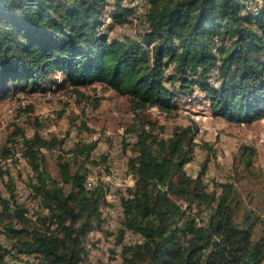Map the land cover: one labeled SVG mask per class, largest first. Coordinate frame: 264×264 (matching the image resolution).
Masks as SVG:
<instances>
[{
  "label": "trees",
  "instance_id": "16d2710c",
  "mask_svg": "<svg viewBox=\"0 0 264 264\" xmlns=\"http://www.w3.org/2000/svg\"><path fill=\"white\" fill-rule=\"evenodd\" d=\"M105 2L0 0V100L20 90L45 91L57 82L73 88L99 83L128 95L134 110H171L198 88L215 116L236 123L264 116V0H149V30L123 39L98 32ZM117 5L116 18H126L130 11L121 1ZM137 135L139 153L129 160L137 180L123 200L118 234L122 243L124 231L133 230L143 241L123 244L124 264H264V236L253 241V225L235 223L232 183L222 184L218 194L208 191L206 163L196 177L187 174L196 147L193 128L159 137L145 127ZM56 144L38 132L25 138L37 178L29 183L40 201L36 213L27 207L12 212L4 201L3 213L24 222L19 230L3 226L15 233L9 236L20 235L13 245L27 255L25 264H86L85 239L104 227V186L84 187L96 143L76 144L73 153L84 163L73 171L70 160L59 161L60 179L43 167L42 150ZM255 152L241 146L247 166ZM194 204L211 210L202 225Z\"/></svg>",
  "mask_w": 264,
  "mask_h": 264
},
{
  "label": "rangeland",
  "instance_id": "374dc122",
  "mask_svg": "<svg viewBox=\"0 0 264 264\" xmlns=\"http://www.w3.org/2000/svg\"><path fill=\"white\" fill-rule=\"evenodd\" d=\"M197 95L200 97L191 103L185 102L187 95L182 97L179 108L154 112L150 107L134 110L128 95L99 83L73 88L68 83L57 82L45 91L20 90L0 100V155L7 156L12 150L10 144L21 136L25 140L38 132L46 139H56L54 148L42 150L43 167L52 178L60 179L59 161L70 160L73 171L84 163L83 157L73 153L76 144L96 143L90 159L94 162L87 161V167L110 165L112 160L122 163L135 154L134 144L128 146L126 142H119L122 132L137 135L146 127L159 137H168L176 129L190 126L200 143L195 147L192 161L186 165L187 174L196 177L206 163L203 180L208 191L217 194L220 185L232 183L235 223L240 227L253 225L252 239L258 241L264 236V116L252 123L231 122L214 114L205 117L209 101L200 89ZM19 99L26 100L25 106H17ZM9 108L12 111L5 113ZM212 127H217L220 133L213 132ZM245 144L256 149L250 166L240 157V148ZM110 154L113 156L109 157ZM3 177L0 167V183ZM5 184L11 189V181L6 180ZM65 188L69 189V185ZM10 195L13 200V190ZM4 198L1 201L7 200ZM177 202L186 206L182 200ZM215 203L216 200L212 205ZM10 207L12 212H23L21 208ZM196 207L201 215H210L211 210L205 204ZM3 212L0 213L3 214L0 216L2 225L10 223L18 230L24 227L19 215ZM4 230L14 244L20 235L9 236L15 233L5 226ZM111 236L112 232L103 226L89 232L85 239L86 264H124L121 237L119 234ZM21 237L25 235L22 233ZM0 254L4 264H8L7 253Z\"/></svg>",
  "mask_w": 264,
  "mask_h": 264
},
{
  "label": "built area",
  "instance_id": "2783aa9c",
  "mask_svg": "<svg viewBox=\"0 0 264 264\" xmlns=\"http://www.w3.org/2000/svg\"><path fill=\"white\" fill-rule=\"evenodd\" d=\"M121 1L122 6L128 9L130 12L126 15V18L121 20L116 18V10L118 9L117 3ZM249 4V2L247 1ZM149 7V0H106L103 5L99 23V33H105L110 38L123 39L130 35L133 37H142L149 29L146 25L147 10ZM133 27V29H131ZM131 30H133L131 32ZM217 70L214 71L216 74ZM60 75V73L58 74ZM211 83L215 86L219 84L215 76H211ZM196 89L192 94L187 95V103H191L195 97H197ZM26 100L19 99L18 107L25 106ZM152 111L159 112L161 109L158 106H151ZM12 110L9 108L5 113H9ZM205 117L213 115L212 109L209 104V109ZM212 131L216 134L220 133L217 127H212ZM196 145L200 143V139L195 136ZM138 141V135L127 134L122 132L119 137V142L122 144L126 142L128 146L136 145ZM11 152L7 156L0 155V167L4 171V177L2 183H0V192L2 198H0V213L4 210V199L10 201L12 207L17 209L29 208V212L33 214L36 209L40 207L39 198L34 196L33 187L30 182H36L35 170L33 169L30 159L26 155V145L24 137L19 139L13 144H10ZM136 150V149H135ZM121 151V149L119 150ZM138 151H135L133 157L138 155ZM113 155L110 154L109 157ZM192 161V160H191ZM189 161V162H191ZM111 161L110 165L97 164L95 166L88 165V172L84 180V187L87 190L95 188L97 185L102 184L104 186V203L101 205V213L104 219V228L112 232L111 238L118 234L123 227V220L125 216L124 210V198L129 196L130 188L136 184L137 176L129 166V159L123 160L122 163ZM188 162V163H189ZM187 163V164H188ZM88 164V163H87ZM186 164V165H187ZM11 181V189L7 187L5 181ZM218 187L216 192L219 193L222 190ZM11 190H13L14 199H10ZM36 212H34L35 214ZM207 217L203 215L196 217L198 225H202L206 222ZM143 235L133 230H125L123 234V244H131L135 242H142ZM5 251L6 262L8 264H25L26 255L23 251L14 247L13 243L8 239L2 221H0V253Z\"/></svg>",
  "mask_w": 264,
  "mask_h": 264
},
{
  "label": "clouds",
  "instance_id": "9594fccd",
  "mask_svg": "<svg viewBox=\"0 0 264 264\" xmlns=\"http://www.w3.org/2000/svg\"><path fill=\"white\" fill-rule=\"evenodd\" d=\"M208 101V100H207ZM210 104V103H209ZM211 107V106H210ZM242 123H245V122H242ZM193 159V158H192ZM185 168H186V165H185Z\"/></svg>",
  "mask_w": 264,
  "mask_h": 264
}]
</instances>
